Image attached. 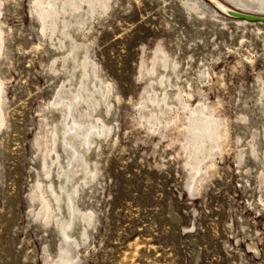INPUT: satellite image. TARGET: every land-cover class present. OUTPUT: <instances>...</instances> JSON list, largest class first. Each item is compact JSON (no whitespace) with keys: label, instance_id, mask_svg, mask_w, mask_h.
<instances>
[{"label":"rangeland","instance_id":"1","mask_svg":"<svg viewBox=\"0 0 264 264\" xmlns=\"http://www.w3.org/2000/svg\"><path fill=\"white\" fill-rule=\"evenodd\" d=\"M109 3L75 35L79 54L86 45L112 87L109 107L93 112L111 128L85 153L93 174L87 186L72 182L82 188L75 204L93 217L74 221L76 264H264V24L200 19L181 0ZM37 12L33 0H0V264H55L69 221L65 202L58 211L49 195L51 187L60 195L64 179L44 162L64 131L53 103L84 73L68 48L50 46ZM158 48L179 62L168 93L179 97L178 87L185 104L172 103L153 123L158 111L146 91L157 79L150 74ZM67 57V73L54 72ZM197 105L209 107L226 134L212 162L196 165L187 121ZM55 149L65 168L62 145Z\"/></svg>","mask_w":264,"mask_h":264},{"label":"bare ground","instance_id":"2","mask_svg":"<svg viewBox=\"0 0 264 264\" xmlns=\"http://www.w3.org/2000/svg\"><path fill=\"white\" fill-rule=\"evenodd\" d=\"M33 1L34 6L38 11L37 17L38 20H40L43 29L42 31L49 33L51 42L50 46L53 47V49L60 51L68 48V57L73 64V68L78 66V69L80 66L84 73V77L80 81L76 80L74 74L71 80H68L66 84H63L60 91L61 95L58 94V97L60 98L57 102L53 103L54 108L61 107L62 127L64 131L60 140L57 135L53 138L54 147L48 151L44 162L46 166L48 165V169L51 166L57 169L58 177H63L64 186L62 185L60 188V195L52 187L49 189V195L57 205L58 211L60 210V203L64 201L67 212H69V221L64 225H61L60 232L63 246L60 252L61 255L55 264H76V258L72 253V246L78 247L79 243L71 235L75 226L74 221L78 218L80 220L82 219V223H91L93 217L91 212L87 214L81 211L75 204L76 197L79 195V191L82 188L79 184L75 183L74 185L72 182L75 180V177H77L82 181L81 184L83 186H87L85 175L88 176V174H93V169L91 170V166L86 160L85 153L90 150L93 144H99L97 140H100L101 137L104 138L111 129L110 127H107L102 118H96V113L93 114V112L98 109L97 106H99V104L101 105V103H105L106 108L109 107V100L107 99L112 87L99 78L95 64L88 57V48L86 45H83L82 53L79 54L82 46L76 43L75 35L81 34L79 32H82V28L84 29V26L90 19H95L101 12L107 13L110 8V3L109 0ZM181 1L191 16L195 15L198 16V18L200 17V19H205L207 16L211 21L218 23L222 22L225 24L226 22L224 18H226L228 20L236 21L237 24L241 26L248 25V22L264 24V21L260 20H246L235 17L229 19L206 0ZM216 3L219 6L226 5L231 9L234 8L245 14L256 15L259 17L264 16V0H216ZM2 43V36L0 35V53L2 51ZM156 53L160 54L162 57L155 58L153 64H157V67L153 66V71L150 76H157V79L155 81L150 80L149 83L152 85L146 91V98H148L151 107L154 111H158L156 112V116H152L153 123L157 120L158 115L165 114L164 110L167 112L169 111L172 103L177 104L178 102V104L181 105L185 104V99L181 96L182 93L179 94L178 87H176V92H178L177 94L180 98H174L172 97V94L168 93V91L172 90V87L175 86L171 74L179 71V62L176 59H172L169 55L162 53L159 48L156 50ZM68 57L56 60L52 66L54 72L60 70L63 74L67 73L66 71L70 63ZM204 75L205 73L203 74V77ZM159 88L162 90L161 95H158ZM261 93H263L264 98V86ZM195 94L202 96L198 88H196ZM187 97L190 98L191 95H187ZM155 107L157 109H155ZM195 110V112L193 111L191 113L187 124L189 147L190 151H192L191 161L197 165L199 158H201V160H210L212 162L217 148L216 144L220 138L224 137L226 132L224 135L222 134L223 137H220V125L216 118L211 114V109H209V107H201L200 105H197ZM4 122L2 90L0 85V127ZM39 141L40 140L38 139L37 143H39ZM58 142L62 145L63 151L67 157L65 168L61 167L59 163L60 157L55 149ZM53 171V174H55V169H53ZM81 173H83V175L79 176ZM95 177L96 175L93 179ZM199 178L200 175H194L195 183H199ZM195 188L196 187L192 185L189 190H194V192H196ZM43 200L45 205L43 211L48 213L51 210V205L47 200ZM83 230L84 233L82 236L85 237V232L87 231L86 227H84Z\"/></svg>","mask_w":264,"mask_h":264},{"label":"water","instance_id":"3","mask_svg":"<svg viewBox=\"0 0 264 264\" xmlns=\"http://www.w3.org/2000/svg\"><path fill=\"white\" fill-rule=\"evenodd\" d=\"M214 8H216L219 12H222L224 15L231 17V18H243L246 20H260V21H264V16H256V15H251V14H245L241 11H238L236 9H231L230 7L226 6V5H218L216 3V0H208Z\"/></svg>","mask_w":264,"mask_h":264}]
</instances>
